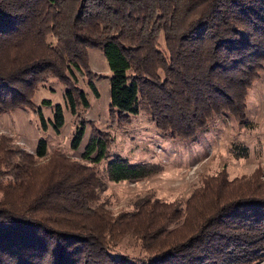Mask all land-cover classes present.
<instances>
[{
    "label": "trees",
    "instance_id": "trees-1",
    "mask_svg": "<svg viewBox=\"0 0 264 264\" xmlns=\"http://www.w3.org/2000/svg\"><path fill=\"white\" fill-rule=\"evenodd\" d=\"M88 48L101 49L110 71L109 125L125 126L140 111L159 132L193 140L221 115L246 124L245 96L264 65V0H0V114L33 108L47 77L62 85L72 115L87 110L77 78L97 95ZM50 123L56 132L63 123L59 104ZM88 124L79 160L48 151L43 139L29 152L0 135V264H253L261 257L259 165L248 175L205 174L183 199L148 192L112 212L98 201L103 177L136 181L159 166L115 155L99 170L112 136ZM83 129L79 119L71 148ZM246 151L231 147L235 156ZM127 236L143 257L112 254Z\"/></svg>",
    "mask_w": 264,
    "mask_h": 264
},
{
    "label": "rangeland",
    "instance_id": "rangeland-1",
    "mask_svg": "<svg viewBox=\"0 0 264 264\" xmlns=\"http://www.w3.org/2000/svg\"><path fill=\"white\" fill-rule=\"evenodd\" d=\"M87 56L89 70L97 75L93 78L97 95L85 85L84 78H77L86 94L87 110L72 115L63 103L62 85L55 78L47 77L31 97L33 108L17 107L0 114V135L29 152L33 151L38 139H43L48 151L57 148L79 160L88 138V121L92 120L112 136L106 155L96 165L99 170L115 155L129 162H149L159 166L156 172L136 181L110 182L103 177V185L97 190L98 201H104L112 212L130 208L133 200L148 192L164 200L183 199L203 175L220 169L232 177L248 175L259 165L264 177V65L245 96L246 124L236 122L229 115H221L209 120L206 127L198 130L195 138L188 141L159 132L140 111L131 115L125 126L109 125L110 71L100 48H88ZM55 104L61 106L63 115V123L57 132L50 123ZM79 119L84 123L83 135L77 148L73 149L69 144ZM233 144L245 146L246 155H233ZM111 251L114 256L143 257L142 250L128 236L123 237ZM253 264H264V251Z\"/></svg>",
    "mask_w": 264,
    "mask_h": 264
}]
</instances>
